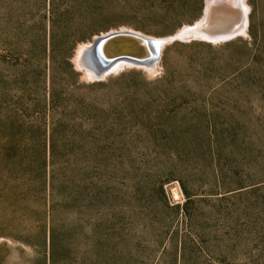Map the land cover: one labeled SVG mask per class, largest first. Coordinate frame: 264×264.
Returning a JSON list of instances; mask_svg holds the SVG:
<instances>
[{
    "label": "trees",
    "instance_id": "trees-1",
    "mask_svg": "<svg viewBox=\"0 0 264 264\" xmlns=\"http://www.w3.org/2000/svg\"><path fill=\"white\" fill-rule=\"evenodd\" d=\"M189 3L145 14L161 18L167 26L192 23L200 5L195 14L183 15L179 22L175 17L176 8L181 14ZM110 5V0H0V169L5 176L15 173L7 182L10 191L2 209L9 223L16 226L29 219L33 227L26 237L33 240V258L21 264H113L116 253L123 257L125 245L117 239L120 233L127 235L126 224L137 213L131 205L135 195L111 182L120 173L110 162L117 146L106 141L111 117L95 109L88 96H81L78 90L83 87L76 84L78 73L70 61L77 43L115 26L109 19ZM22 112L28 114L27 125L24 117L14 115ZM28 131L35 139L29 148L22 142ZM162 147L174 154L172 164L181 162L180 168L189 165L193 172L209 175L212 186L226 192L260 183L264 176V139L243 124L194 133L190 140L179 135ZM28 171H35L39 189H49V204L43 193L46 203L33 205L34 199L42 197L38 190L33 195L27 192L30 181L23 176ZM178 179L185 196L181 209L186 225L181 233L175 229L169 233V264H205L200 259V236L206 237L205 252L217 257L219 264L236 259L238 255L227 257L231 253L224 242L212 249L211 227L200 229V234L196 231L191 219L194 199ZM20 187L27 191L14 193ZM117 201L123 204L114 210ZM237 207L204 213L229 228L223 235L227 240L240 216ZM137 220L142 222V217ZM159 222L149 220L148 227H142L146 243L157 240L160 245L166 239L169 229Z\"/></svg>",
    "mask_w": 264,
    "mask_h": 264
},
{
    "label": "rangeland",
    "instance_id": "rangeland-1",
    "mask_svg": "<svg viewBox=\"0 0 264 264\" xmlns=\"http://www.w3.org/2000/svg\"><path fill=\"white\" fill-rule=\"evenodd\" d=\"M110 2L113 13L109 19H113L115 26L106 29L126 28L155 37L172 34L180 27L192 24L201 18L204 7V0H189L188 6L182 8L183 14L176 8L179 14L175 17L179 22L183 15L195 14L200 5V12L193 22L167 26L164 20L151 17L145 11L169 9L175 3L178 5L188 0ZM244 2L248 12L243 33L226 41L191 39L166 44L153 71L123 66L103 79L92 80L76 68L74 61L76 51L86 41L74 47L70 61L78 73L76 84L83 87L78 91L83 98L88 96L95 109L105 110L111 117L112 130L106 141L117 146L110 162L112 167L120 170L115 181L111 182L130 196L135 195L131 205L137 213L126 224L127 235L120 233L117 239L120 245H125V251L122 258L116 253L113 264H169V233L173 229L181 233L186 225L181 209L185 196L178 178L183 180L194 199L191 219H194L196 231L200 234V229L211 227L212 249L224 242L231 253L228 258L238 255L233 261L226 260L222 264H264V176L260 183L226 192L228 189L213 187L209 175L201 176L189 165L180 168L181 162L172 164L173 159L176 161L174 154L171 149L162 147L164 143L176 141L179 135L190 140L194 133L201 135L208 130L229 129L242 124L258 131L264 139V0ZM212 16L210 27L222 22L217 13ZM228 23L233 26L235 19ZM14 115L24 117L25 125L29 123L27 113ZM46 122L48 125L49 116ZM29 135L28 131L22 141H26L28 148L35 140ZM49 168L48 165L47 173ZM13 177L15 173L5 176L0 169V264L29 263L33 258V240L26 238L27 232L33 228L29 219L15 226L8 222L2 209L6 204L5 193L10 191L7 182L10 183ZM27 177L30 181L28 191L20 187L13 189L14 193L27 191L33 195L38 190L42 198L34 199L33 205L39 201L42 205L46 203L45 193L49 204V189L37 187L35 171H28V176L24 175L23 179ZM235 185L232 182L230 186ZM223 195L227 198L218 202L217 198ZM122 204L117 201L113 209L118 210ZM234 206H238L240 216L236 219V226L230 229L231 237L227 240L223 235L229 228L223 226L219 218L205 217L204 213ZM140 216L142 222L137 220ZM149 220L164 222L169 229L160 245L157 240L145 242L142 227H148ZM205 238H197L198 246H202L200 259H205V264H219L217 257L205 252Z\"/></svg>",
    "mask_w": 264,
    "mask_h": 264
},
{
    "label": "water",
    "instance_id": "water-1",
    "mask_svg": "<svg viewBox=\"0 0 264 264\" xmlns=\"http://www.w3.org/2000/svg\"><path fill=\"white\" fill-rule=\"evenodd\" d=\"M207 8L206 0L202 16ZM238 22L241 29L224 27L223 25L208 27H188L191 24L180 27L172 34L165 36H151L132 29H110L94 35L89 41L82 43L74 56L76 68L83 71L92 80L103 79L114 71L116 65L136 66L144 69L157 65L162 50L166 44L176 40L188 41L202 39L206 41H226L243 33L247 25V5H239ZM194 21L202 23L203 18ZM223 21V20H222ZM189 29L184 31V29ZM200 30V31H199Z\"/></svg>",
    "mask_w": 264,
    "mask_h": 264
},
{
    "label": "bare ground",
    "instance_id": "bare-ground-1",
    "mask_svg": "<svg viewBox=\"0 0 264 264\" xmlns=\"http://www.w3.org/2000/svg\"><path fill=\"white\" fill-rule=\"evenodd\" d=\"M206 3L207 8L205 10L204 16H202L204 17L202 23L201 21L200 23L196 22L194 26L191 24V26L188 27H201L200 30L202 31V29L210 27L209 22L211 19H213L212 14L214 15L217 13L222 20H225L217 23V26L223 25L224 27L236 28L239 30L241 29L242 25H240L238 22L239 10L237 8L239 5H245L244 0H206ZM232 19H235V24H233V26H231L233 22L231 24L228 23L229 21H232ZM187 30L189 29H184V31ZM121 67H123V64L116 65L114 71ZM154 68L155 66H152L147 68V70L153 71Z\"/></svg>",
    "mask_w": 264,
    "mask_h": 264
}]
</instances>
